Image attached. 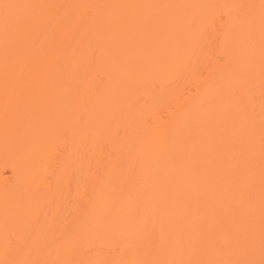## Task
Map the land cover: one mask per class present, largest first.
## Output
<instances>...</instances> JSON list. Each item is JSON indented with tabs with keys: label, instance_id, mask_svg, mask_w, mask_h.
<instances>
[{
	"label": "bare ground",
	"instance_id": "1",
	"mask_svg": "<svg viewBox=\"0 0 264 264\" xmlns=\"http://www.w3.org/2000/svg\"><path fill=\"white\" fill-rule=\"evenodd\" d=\"M0 264H264V0H0Z\"/></svg>",
	"mask_w": 264,
	"mask_h": 264
},
{
	"label": "rangeland",
	"instance_id": "2",
	"mask_svg": "<svg viewBox=\"0 0 264 264\" xmlns=\"http://www.w3.org/2000/svg\"><path fill=\"white\" fill-rule=\"evenodd\" d=\"M8 175H11V173H10V172H8Z\"/></svg>",
	"mask_w": 264,
	"mask_h": 264
}]
</instances>
